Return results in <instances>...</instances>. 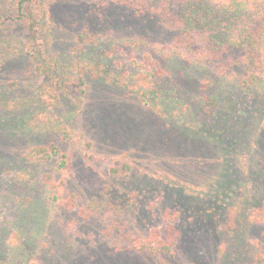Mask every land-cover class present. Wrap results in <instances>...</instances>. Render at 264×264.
Here are the masks:
<instances>
[{
    "label": "rangeland",
    "instance_id": "rangeland-1",
    "mask_svg": "<svg viewBox=\"0 0 264 264\" xmlns=\"http://www.w3.org/2000/svg\"><path fill=\"white\" fill-rule=\"evenodd\" d=\"M122 1L66 0L36 32L40 38L22 20L0 24V264L7 258L9 264L17 245L30 256L23 264L96 261L101 242L92 240V225L82 227L81 209L107 196L121 202L135 234L162 227L167 211L179 217L175 254L158 264H264V224L251 221L264 205V171L247 170L246 140H252L238 133L259 127L251 122L264 121V108L234 104L225 121L224 104L232 99L222 79L208 67L156 57L152 46L170 44L173 34L153 18L139 19ZM0 4L7 9L6 0ZM87 29L94 38L86 47L108 71L132 63L157 74L155 107L123 85L91 78L80 106L69 98L57 107L44 104L37 66L58 53L74 59L78 35ZM207 95H220L214 113L201 107ZM41 146L70 159L54 189L46 175L58 159L30 156ZM73 196L77 207L64 208L67 220L83 223L78 240L69 241L58 225L60 203ZM36 237L47 244L30 243ZM55 239L68 247L65 260L49 261L41 250H55ZM125 256V264H148L145 255Z\"/></svg>",
    "mask_w": 264,
    "mask_h": 264
},
{
    "label": "trees",
    "instance_id": "trees-1",
    "mask_svg": "<svg viewBox=\"0 0 264 264\" xmlns=\"http://www.w3.org/2000/svg\"><path fill=\"white\" fill-rule=\"evenodd\" d=\"M65 2L66 0H6L7 9L0 4V24L6 26L15 19L22 20L29 25L31 34L40 38L36 32H42L43 23L49 14ZM122 6L131 9L139 19L147 16L153 18L173 34L170 44L156 43L152 46L156 57L167 63L185 62L208 67L222 79V84L226 86L232 99L224 104L228 111L225 121L234 114V104L245 110L264 108V0H123ZM93 38L88 29L79 33V46L74 51L75 58L72 60L70 57L63 58L58 53L51 56L50 60L39 63L37 70L45 79L41 91L44 104L57 107L69 98L75 106H80L87 96V81L91 78L123 85L129 92L137 94L145 105L155 107L158 102L154 95L157 74L143 72L142 66L133 67L132 63L119 65L118 72L113 69L108 71L100 64L101 61L94 59L90 49L86 47L92 44ZM219 100L220 95H207L200 100V104L205 111L214 113L219 108ZM260 113L262 116L261 111ZM256 123L260 126L243 128L238 133H246L250 140L258 141V145L254 147L252 141L246 140L250 147L247 170L260 167L264 171V121L258 119L251 122ZM30 156L43 163L58 159L54 172L46 175L47 183L51 184L52 189L56 188L54 181L62 180L60 175L70 166L68 156L55 146L35 147L30 151ZM261 193L263 195H260L259 200H264V191ZM77 202L78 199L73 196L60 203L62 210L58 227L62 229L61 234L65 240H78L80 235L79 226L83 222H69L64 209L74 211ZM120 203L107 196L106 200L95 199L82 207V227L92 225L91 230L99 233L96 235L91 232L92 240L99 238L98 241L101 242L98 259L92 261L90 256L82 264H125V254L132 260H139L145 255L143 258L148 264H158L162 259L173 257L181 238L177 226L179 217L167 211L162 227L154 228L150 233L135 234L133 223L127 221L128 217L123 214ZM251 221L253 224H264V205L253 211ZM86 227L89 228L88 225ZM35 241L39 244L46 243V239H40L39 242L37 237L30 243ZM54 242L55 250L41 249L45 257L49 261L59 257L65 260L68 247L65 244L61 247L58 239ZM17 246L20 251L13 250L14 257L9 264H23L30 257L22 246ZM23 251L27 254H23ZM8 259H4L2 263H6Z\"/></svg>",
    "mask_w": 264,
    "mask_h": 264
}]
</instances>
